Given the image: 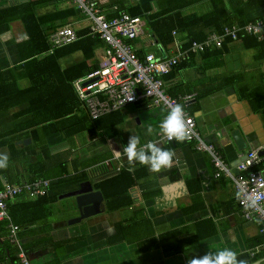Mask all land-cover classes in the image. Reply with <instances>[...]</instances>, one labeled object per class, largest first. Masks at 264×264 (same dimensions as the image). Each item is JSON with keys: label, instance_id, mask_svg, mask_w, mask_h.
<instances>
[{"label": "crops", "instance_id": "crops-1", "mask_svg": "<svg viewBox=\"0 0 264 264\" xmlns=\"http://www.w3.org/2000/svg\"><path fill=\"white\" fill-rule=\"evenodd\" d=\"M94 1L112 18L145 3H151L154 11L164 12L170 0ZM26 5L43 23L41 27L32 24L31 30L48 34L49 47L36 54L38 58L55 55L58 49L83 38L78 35L74 42L53 46L50 35L58 28L72 26L76 32L88 28L85 36L97 37L89 34L92 22L73 0H0V10L11 7L20 11ZM212 8V0H202L183 12L202 15ZM67 9L78 12L69 14ZM17 13L0 22L2 70L23 63L24 54L42 45L40 38L30 36L23 17H13ZM140 17L134 44L141 55L152 52L173 56L179 49L191 50V45L184 46L177 29L173 31V42L163 45L146 19ZM146 32L152 36L149 42L141 37ZM250 36L264 41V37ZM251 43L243 39L232 42L225 54L214 56L190 51L188 58L163 75L168 93L176 97L196 94L187 109L195 118L197 132L215 144L235 170L241 153L264 145V105L260 104L264 99L255 109L238 91L239 87H247L256 94L264 87V57L256 48L246 47ZM91 49L88 43L75 46L60 56L61 67L67 69L84 62L88 67H98L106 43ZM20 84L25 87L30 82L22 79ZM258 95L263 97L264 92ZM119 110L100 123L99 118L109 113L93 118L88 111L91 121L75 134L73 123L50 120L39 124L34 122L38 118L33 112L20 113V107L2 113L0 136L17 130L0 146V154L9 158L7 168L0 169V188L6 181L21 184L40 178L51 184L46 195L32 197L23 192L9 201L11 210L19 212L29 225H20L19 243H13L6 219L0 221V258L7 264H21L19 253L24 250L31 264H188V260L209 251L230 248L246 264H264V240L254 243L264 230V221L244 217L233 179L216 177L211 155L199 150L195 141H157L162 134L159 124L169 109L144 98ZM78 116H82L80 110ZM149 125L154 129L151 135L146 134ZM131 135L139 136L141 145L152 141L173 151V166L154 173L148 166L129 164L123 149ZM27 138L31 141L25 142ZM236 138H241L242 147ZM256 168L264 173V158ZM123 169L134 178L129 188L125 180H117V186L108 184L105 190L99 187ZM85 181L101 191L103 211L80 222L70 221L79 211L75 196L68 193ZM44 196L48 198L43 200ZM125 201L131 202L110 208ZM12 255L17 258L11 260Z\"/></svg>", "mask_w": 264, "mask_h": 264}, {"label": "built area", "instance_id": "built-area-1", "mask_svg": "<svg viewBox=\"0 0 264 264\" xmlns=\"http://www.w3.org/2000/svg\"><path fill=\"white\" fill-rule=\"evenodd\" d=\"M80 7L88 19L91 20L89 34L96 35L106 43V51L98 67L74 80V87L80 101L87 107L93 118L117 111L128 104L147 98L154 105H164L170 109L180 104L184 109L186 124L190 130L187 140L195 141L199 150L207 151L213 161L216 177L229 176L234 181L238 194V201L248 220L260 219L264 221V173L254 169L260 164L264 156L259 154L264 145L255 147L241 153L236 164L238 170L233 168L219 151L215 144L207 142L196 130V122L187 107L195 98V93L184 96H173L167 92L163 75L168 73L189 52H203L212 44L221 46L225 37L238 39L243 35H257L264 37V18L248 22L244 25H231L225 28L224 33L213 32L204 42L193 41L191 50L183 52L179 49L173 56H158L149 52L141 55L133 42L138 35L141 24L140 16H132L121 12L108 18L94 0H73ZM241 33V34H240ZM78 39V34L72 26L58 28L50 35L53 46L69 44ZM167 115V114H166ZM159 140L169 141L160 134ZM174 141V140H172ZM50 181L40 178L21 184L6 181L0 188V221L10 219L8 237L11 242H17L20 225L14 223L8 212V203L23 192L30 196L46 195L49 191ZM259 196L256 207H249V198ZM21 264H31L24 250L20 251ZM0 264H7L5 260Z\"/></svg>", "mask_w": 264, "mask_h": 264}, {"label": "trees", "instance_id": "trees-1", "mask_svg": "<svg viewBox=\"0 0 264 264\" xmlns=\"http://www.w3.org/2000/svg\"><path fill=\"white\" fill-rule=\"evenodd\" d=\"M197 1L202 0H170L168 9L164 10V12L160 10L154 11L151 3L138 4L135 7L129 8L127 13L132 16H142L146 19L147 26L154 33L155 38L165 46L173 42L175 38L173 31L177 29V32L181 34L182 41L185 42V47L189 45L192 46L193 41L204 42L209 34L213 32L222 35L227 26L235 24L242 26L247 22L264 18V0H212L213 8L206 13L202 15L196 13L184 14L183 9L193 5ZM21 8L20 11L11 7L0 10V22L11 19L12 17H9V15L18 12L17 15L13 17H23L30 36L34 39L40 38L42 45L34 48L31 53L24 54L23 63L16 65V67H10L4 70L0 69V116L2 113L6 112L8 108L14 106L20 107V113L33 112L34 117L38 118V120L34 122L38 123L39 121V124L46 123L50 120L73 123L71 124L74 126L72 128V133L75 134L77 131L81 130L80 127L84 123L91 120L88 111L84 109L86 106L79 100L77 91L73 85L74 80L96 68V66L94 68L88 67L84 62L78 66L63 69L60 65L59 58L67 51L75 48V46H83V43H88L92 51L100 46H104L105 43L98 36L96 38L85 36L88 32V28H84L77 31V34L83 37L81 40L63 47L62 49H58L55 55L38 58L36 54L49 47L48 34L40 35L36 29L33 28L31 30L32 24L41 27L43 23L31 14L32 9L30 10L28 5L21 6ZM67 11L69 14H77L78 12L75 9H67ZM41 20L44 19L41 18ZM135 39L131 42L134 43ZM241 39L245 42L249 40L252 41V43L246 45V47L256 48L260 53V57H264V41H259L255 36L250 35H243L238 39L225 37L221 46L212 44L211 47H207L202 54L204 56L225 54L230 48V43L237 42ZM22 79H27L30 84L25 87L20 86ZM238 91L241 93L240 96L242 98L248 99L255 109H259V102H263L264 95L262 97L258 95V93L264 92V87H260L256 94H253V89L247 87H239ZM260 104L264 105V103ZM260 109H263V107ZM78 110L82 112L81 117L78 116ZM119 111L117 110L115 112ZM110 114L111 113L102 116V119L99 118L97 123L102 122L103 118H105V116L109 117ZM74 123H77L78 126H75ZM16 130L17 128L0 136V146L3 145L4 140L5 142L9 140L8 137ZM256 166H254V169L258 170ZM117 180H125L124 185L126 189L134 183L132 173L123 169L119 174L110 176L107 181L101 182L99 187L105 190L108 184L113 183L117 186ZM45 198H48V196H44L43 200H46ZM130 202L131 201L121 202L114 206L111 205L110 208H118ZM8 208L10 211L9 215L14 223L24 226L29 225L27 220L23 221L19 217V212H15L13 209L11 210L12 207L8 206ZM6 221L8 225L10 219H6ZM260 233L259 238H257L254 243H259L264 240V230ZM16 258L17 256L12 255L11 260H15ZM0 261H2L1 258Z\"/></svg>", "mask_w": 264, "mask_h": 264}, {"label": "clouds", "instance_id": "clouds-1", "mask_svg": "<svg viewBox=\"0 0 264 264\" xmlns=\"http://www.w3.org/2000/svg\"><path fill=\"white\" fill-rule=\"evenodd\" d=\"M160 132L169 140L184 142L190 137V130L184 117V109L180 104L171 106L165 118L159 124ZM151 125L147 127L146 134H153ZM129 164H140L148 166L150 171L159 173L162 169L173 166L174 152L164 149L156 142L149 141L141 145L140 137L131 135L123 149ZM8 156L0 154V169L8 166ZM259 196L249 198V207H256ZM188 264H246L244 260L238 259L237 252L230 248L209 251L203 256L194 257L188 260Z\"/></svg>", "mask_w": 264, "mask_h": 264}, {"label": "water", "instance_id": "water-1", "mask_svg": "<svg viewBox=\"0 0 264 264\" xmlns=\"http://www.w3.org/2000/svg\"><path fill=\"white\" fill-rule=\"evenodd\" d=\"M30 138H27L25 142H30ZM239 147L241 138H236ZM260 155H264V149L259 151ZM237 169V168H236ZM233 171L236 173L238 170L233 168ZM68 195H73L76 198V205L79 211V215L75 218H72L70 221L80 222L84 218H90L96 214L102 213L103 208H101V204L103 201V195L101 191L94 190L92 184L89 181L82 182L80 187L72 190L68 193ZM103 207V206H102Z\"/></svg>", "mask_w": 264, "mask_h": 264}, {"label": "rangeland", "instance_id": "rangeland-1", "mask_svg": "<svg viewBox=\"0 0 264 264\" xmlns=\"http://www.w3.org/2000/svg\"><path fill=\"white\" fill-rule=\"evenodd\" d=\"M151 34H148L147 32L146 33H143L142 35H141V37L142 38H146L147 40H148V42L150 41V40H152V36H150ZM80 139H81V136H80Z\"/></svg>", "mask_w": 264, "mask_h": 264}]
</instances>
